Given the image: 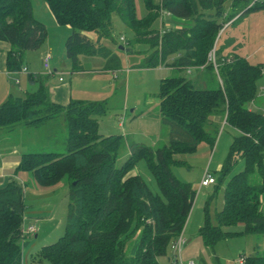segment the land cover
<instances>
[{
	"label": "trees",
	"instance_id": "obj_1",
	"mask_svg": "<svg viewBox=\"0 0 264 264\" xmlns=\"http://www.w3.org/2000/svg\"><path fill=\"white\" fill-rule=\"evenodd\" d=\"M43 1L59 25L71 28L65 50L74 71L83 70L81 55L102 56L108 68H119V57L103 43L113 33L115 15L134 31L137 41L151 44L147 67L179 54L166 65L178 71L203 70L196 81L180 73L161 80L160 115L170 137L158 148L130 142L123 134H102L98 118L107 112L103 100L72 99L67 105L56 104L40 84L35 93L11 97L0 106V128L38 127L59 116L66 120L65 152L28 153L16 170L31 172L43 186L63 180L69 184L65 232L57 242L39 250L38 260L49 264H160V257L171 255V245L183 232L196 196L191 184L174 175L172 166L183 164L176 156L195 151L202 142L214 147L223 120L239 135L232 137L216 189L240 160L244 169L227 181L215 222L209 212L211 198L207 199L199 234L212 248L223 237L222 227L241 223L246 233L264 234V112L248 107L257 98L262 66L237 54L223 55L217 41L228 21L264 8V0H144L147 15L143 18L137 17L134 0ZM162 10L191 20L192 25L158 31L153 22ZM46 37V26L34 15L31 0H0V40L13 46L7 59L10 71L22 70L24 52L41 47ZM214 47L217 69L209 55ZM127 147L131 154L118 167ZM141 159L147 162L159 194L136 173ZM24 211V186L12 178L0 187V264H24ZM137 232L139 244L131 256L127 242ZM244 264H264V250L256 246Z\"/></svg>",
	"mask_w": 264,
	"mask_h": 264
},
{
	"label": "rangeland",
	"instance_id": "obj_2",
	"mask_svg": "<svg viewBox=\"0 0 264 264\" xmlns=\"http://www.w3.org/2000/svg\"><path fill=\"white\" fill-rule=\"evenodd\" d=\"M32 1L36 9L38 8L35 13H38L46 21L43 23L47 29V37L38 49L24 52L23 67H27L30 72L46 75L42 65V51L46 45L51 46L53 49L50 51L52 57L50 70L54 72L57 69V71L49 78H52L54 82L59 78L64 81H72L73 91L77 97L82 95L86 99L95 98V100H104L106 102L107 112L99 119V130L101 133L106 135L108 133L109 135L129 134L131 136L129 138L130 142L145 144L153 148L167 144L170 130L169 127L162 124L161 120L160 99L158 96L160 82L162 79L175 76L178 73L184 75L183 73L186 70L178 71L167 68L165 65L168 61H172L169 58L156 67H147L145 65L146 60L153 51L151 44L137 41L134 31L124 23L120 16L115 15L113 17V33L111 37L104 40V45L119 57V68L116 70L104 68L102 70L106 63L102 57L98 55H81L80 62L86 68V71L73 73L71 70L72 63L64 51L65 42L69 34L61 38L58 29L59 24H53L52 20H50L51 13L47 9L49 7H44L45 3L42 0ZM37 1L43 5L37 4ZM134 1L137 17H145L147 9L144 0ZM227 3L229 2L227 1ZM174 25H176V23L174 24V17L167 12L166 15L163 17L159 16L153 22V28L161 32L164 28L169 29L171 26L174 27ZM222 31L223 29L220 33ZM89 34L95 39V33L91 32ZM219 35L217 37L220 42L219 45L227 41V39H232L236 53L246 57L251 64L262 66L261 76L256 82V96L264 94V8L258 7L247 11L235 25L229 27L226 32L223 31L220 38ZM121 45H124L129 50L120 49ZM195 70L197 71V68L187 69L190 79L194 80L196 78L197 72ZM199 70L202 72L203 68ZM113 71H115V74ZM14 81L16 80L14 79ZM14 81H12L13 85H15ZM16 85H19V82ZM263 105L264 101L260 100L248 103V107L256 112L264 111ZM51 123L55 124L54 128L52 127L53 129L51 128ZM45 124L27 129L30 139L34 143H30L32 140H29V135L26 137V140H29L28 143L24 140H18L20 142L16 146L18 154L13 155V157H17V160L20 161L23 158V153H30L29 151L42 152L53 149L56 152H62L64 144L61 142L62 134L60 127L57 125L58 123L51 121L48 125ZM223 124V126L222 124L220 126V133L214 147H211L207 142H202L195 151L177 155L176 158L183 164H174L172 166L174 175L179 180L191 184L196 191L192 209L185 226L187 231L183 232L186 243L182 247V258L185 263L193 261L194 264H241L240 259L252 255L256 246H259L260 251L264 250V234L246 233L241 223L235 226L222 227L223 237L213 248L206 246L204 239L199 234V230L205 220V200L211 198L209 212L212 222H215L216 213L223 207L224 190L227 181L231 175L244 169V161L240 160L216 189L218 177L229 153L232 137L239 135V132L225 124L224 120ZM51 132L54 134L56 132V134L59 133L57 139L53 140L50 138L49 134ZM8 143H4L3 147L9 146L10 144ZM27 145L31 150H27ZM128 150L127 147L125 151L121 152L117 163L118 167L125 164L129 158ZM135 170L154 193H160L154 176L144 159L138 161ZM206 170L213 175L216 184L201 187V179ZM15 175L17 176L15 179L24 186L25 192L24 238L22 241L29 240L34 244L29 246L28 250H31L32 255L35 256L37 251L43 246L57 242L65 232L69 203V184L63 180L52 186H43L38 183L31 172H15ZM6 184L5 182L3 186ZM261 210L264 212V200H261ZM30 225L34 226V233H28L27 229ZM138 244L139 233L137 232L127 242V250L131 256L136 253ZM25 255L27 261L31 264L33 260L28 251H25ZM168 256L160 257V264H173L171 260L167 259ZM171 256L172 253L169 257L171 258ZM43 264L49 263L44 262Z\"/></svg>",
	"mask_w": 264,
	"mask_h": 264
},
{
	"label": "crops",
	"instance_id": "obj_3",
	"mask_svg": "<svg viewBox=\"0 0 264 264\" xmlns=\"http://www.w3.org/2000/svg\"><path fill=\"white\" fill-rule=\"evenodd\" d=\"M43 2L45 3L44 7H48L47 3L45 1H43ZM37 4L43 5V4H40L39 1H37ZM225 5H226V7H228L229 3L226 2ZM37 9L33 5V11H34V15L36 16V18H38L42 22H46V21H44L43 17H41L38 13L37 14L35 13V11ZM47 9L51 13L50 20H52L53 24H57V21H56L55 17L53 16L51 10L49 8H47ZM166 12L167 11L162 10L160 12V16L163 17L164 15H166ZM238 16H239V14L236 17H234L232 20L228 21L227 24L224 26L225 28H223V31L226 32V30L229 27L235 25L240 19L239 18L236 21H234ZM173 17H174V24L176 23V25H174V27L171 26V28H182V27L192 25L191 20L181 19V18H178L175 16H173ZM177 21H178V23H177ZM58 29L60 31L61 38H63V36H65L66 34H70V32H71V28H68V26L62 27L59 25ZM121 36H123V35H121ZM121 36H120V38H121ZM95 38H96V35H95ZM103 43H104V41H103ZM233 44H234V42L232 41V39H227V41L222 42V47H223L222 54L223 55H231V54L239 55L238 53L235 52V48L233 47ZM12 49H13V46L11 45L10 42L5 41V40H0V106L11 97L24 98L28 94L35 93L38 90L40 84L44 85L47 88L50 100L56 104L67 105L72 99L101 101V100H95V98L86 99L82 95L80 97L75 96L74 91H73L72 81H64V80H60V78H59L56 82H54L52 80V78H49L52 75L48 76V75H44L42 73L36 74V73L30 72L29 69H28L27 74L25 72H22L21 70L20 71H13L15 73H12V71H10L8 69V64H7L8 55L12 51ZM52 49L53 48L51 46L46 45L42 51V56H44L45 53H50V51H52ZM64 51L66 54V50H64ZM94 56H96V55H94ZM239 56H241V55H239ZM100 57H102V56H100ZM177 57H179V54L170 56L169 60H172V61H168V63H172ZM242 57H244V56H242ZM102 58L106 61L105 67H102L103 68L102 70H104V68L107 70H116V69L108 68L107 67V60L104 57H102ZM244 58H246V57H244ZM42 65H43V63H42ZM81 65H82V63H81ZM165 66L169 69H172V68L168 67L167 65H165ZM82 67H83V70H81V71H74L72 67H71V70L73 73L74 72L75 73L76 72H85L86 68L83 65H82ZM55 71H57V69H55L54 72ZM113 72L115 74V71H113ZM196 72H197V75H196V78L194 79L195 81L198 80L200 75H201L200 71H196ZM183 74L189 78L187 70L184 71ZM114 77H115V75H114ZM14 79L16 81H14ZM12 81H14L15 85L12 84ZM17 82H19V85H16ZM1 85H4V86H1ZM259 100L264 101V94L258 95L257 98L254 100V102H258ZM251 110H253V109H251ZM262 112H264V111H262ZM101 117H99L98 119H100ZM48 121L49 122L55 121L56 123H58L57 125H58V127H60L59 129L61 130V134H62V136L60 135L61 136V142H63V144H64V148H63L62 152H58V153H64L65 149H66L65 148V140L67 137L65 117L59 116L58 118L50 119ZM48 121H46V122H48ZM48 123H46L45 125H48ZM50 125H51V128L52 127L54 128L55 124L51 123ZM223 125L224 124L222 122V126ZM99 127H100V123H99ZM30 128H32V127L26 126L24 124H18L16 126H14L13 128H0V187L1 186L3 187V184H5V182L8 183V181L10 179H12L13 177L17 178V176L15 175V172H16L17 168L19 167L22 160L18 161L17 157H15V156L13 157V155L18 154V149L16 146L20 143L19 141H21V140L27 141L26 140L27 135H29V140H32V139H30L29 132H27V129H30ZM20 133H22V134L20 135ZM56 133L54 134L53 132H51L49 134L50 138L53 140L57 139V135H59V133L58 134H56ZM104 135L108 136L109 133L107 135L106 134H104ZM110 135H113V134H110ZM123 135H125L129 138L131 137L129 134H123ZM18 137H20V138L17 139ZM28 141H27V143H28ZM6 142H9L8 144H10V145L3 147V144ZM30 143L33 144L34 141L32 140V142H30ZM27 150H31V149H29L28 145H27ZM50 150L51 151H42V152L29 151V152L30 153L56 152L53 149H50ZM128 153H129V155L131 154L130 149L128 150ZM128 153H127V155H128ZM26 154H28V153L27 152L23 153L22 157H24ZM203 175H204V173H203ZM5 178H7V179H5ZM261 200H264V196L261 198ZM206 201H207V199L205 200V202ZM205 202H204V206H205ZM39 219H41V218H39ZM184 231H187V227L184 228L183 232ZM33 245L34 244L32 242H30L29 240L22 241L23 263L24 264H30L29 261H27V257L25 255V251H28V254L31 255V258L33 260V262L31 264H36V263L43 264L44 262H40L37 258V254L39 251H37L36 255L34 256V255H32L31 250H28L29 246H33ZM167 259L170 260V257L168 256Z\"/></svg>",
	"mask_w": 264,
	"mask_h": 264
},
{
	"label": "built area",
	"instance_id": "obj_4",
	"mask_svg": "<svg viewBox=\"0 0 264 264\" xmlns=\"http://www.w3.org/2000/svg\"><path fill=\"white\" fill-rule=\"evenodd\" d=\"M221 35V33H220ZM219 35V37H220ZM122 40H124V38H122ZM218 41V39H217ZM217 43V42H216ZM216 47V46H215ZM214 47V49L210 52V60H212V62L214 63L216 69H217V63H216V48ZM51 54L50 53H45L42 59V63H43V68L46 71V75H53V71L50 70V60H51ZM22 72L28 73V69L27 67H23ZM60 80H62V78H60ZM212 184H216V180L214 179L213 175L206 170L204 172V175L201 179V187H208ZM28 233H34L35 228L34 226L30 225L28 227ZM186 243V239L183 236V232L178 236V238L172 243L171 245V250H172V256L170 258V260L172 261L173 264H194L193 261H189L187 263L184 262L183 258H182V247L183 245ZM240 263L244 264L245 263V258H241L240 259Z\"/></svg>",
	"mask_w": 264,
	"mask_h": 264
},
{
	"label": "water",
	"instance_id": "obj_5",
	"mask_svg": "<svg viewBox=\"0 0 264 264\" xmlns=\"http://www.w3.org/2000/svg\"><path fill=\"white\" fill-rule=\"evenodd\" d=\"M120 49H123V50H126V51L129 50V49L125 48V46H123V45L120 46Z\"/></svg>",
	"mask_w": 264,
	"mask_h": 264
}]
</instances>
